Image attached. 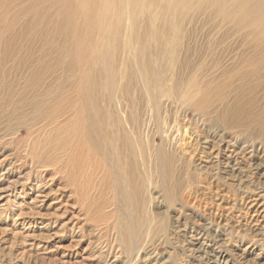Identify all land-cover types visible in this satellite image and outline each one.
Instances as JSON below:
<instances>
[{
    "label": "rangeland",
    "instance_id": "1",
    "mask_svg": "<svg viewBox=\"0 0 264 264\" xmlns=\"http://www.w3.org/2000/svg\"><path fill=\"white\" fill-rule=\"evenodd\" d=\"M5 4L12 7L8 13L2 9V5ZM254 4H256L254 1L248 2V5ZM62 8L60 0L55 2L54 0H0V31L4 33L0 48L5 47L1 45L8 43L14 46L18 54L27 58L28 63L33 61L32 65L26 66L21 73L12 70L18 64L17 58L9 59L10 61L5 64L7 69L3 72L0 70V162L2 161L0 163V264H264V229H262L264 218H259V224L249 222L258 206L260 209L264 208V180L260 185L250 176L247 164L241 163L243 159L240 161L241 156L234 155L229 158L230 162L227 165L226 157L231 150H227L226 145H222V154L215 158V155H210L209 151L205 150L201 156L203 142L192 141L191 152H199L195 155L196 162L192 163L185 155L175 150L180 148L176 142L183 137L181 132L178 133L173 129L176 138L174 141L173 138L171 140L162 138L165 128L178 124L179 121H176L178 117L184 116L187 120L198 118L210 120L214 117L215 120L218 116H222L224 120L218 123L215 121V125L237 136L240 145L246 144L250 134L248 130L228 127L233 115L238 121L247 116L245 114L247 111L240 107L245 85H242L243 81L238 80L233 87L239 84L242 86L235 93H230L232 86L225 85L237 77L234 76L235 73L246 77L247 84H255V78L250 75L253 67L249 66V63L258 64L264 61V42H262L264 16L255 15L253 25L239 28L231 22L224 21L222 15L215 14L208 8L206 14L190 15L183 27L185 39L182 47L188 50L189 54L187 68L199 60L198 56L202 52H208L207 55L201 56L200 65L197 66L201 70L204 68L208 71L204 82H213L211 88L213 93L210 101L206 103L207 107L204 104V110H198L191 102H186L180 97L165 98L161 96V91L157 92L155 101L160 100L158 107L160 116L151 119L150 129L157 133L155 147L161 157V167L154 170L153 174H147V177L140 175L143 182L139 185L140 189H131L133 185L127 178L123 158L117 153L118 147L115 145L117 140L110 138L107 140L102 138V135L97 152L83 139L87 153L77 151V155L81 158L75 159L85 168L82 171V182L80 181V185L75 187L71 181L65 184L62 175L53 172L54 167H59L57 160L44 162V165L49 167L42 168L27 155V149L22 145L35 143L45 151L56 149L59 157L66 149L62 146H66L64 142L67 140L68 127H63L69 124L68 118L71 119V115L77 111L78 117L81 118L80 126L86 127L85 111L81 110L83 105L77 106L72 114L70 112L66 114L65 111L60 112L59 105L48 110L46 107L38 108L37 104L26 107L16 104L18 97L30 93L35 66L40 65L39 56L44 53L48 56L47 60L56 66L55 71L50 73L40 86L42 89L47 87L43 92L44 100L51 104L54 101L62 104V99L67 95L64 86L69 84V80L72 81L75 77L81 78L79 70L82 74L91 71L97 85L106 84L105 90L100 93L105 108L113 112L114 98L117 95V88L114 87L117 85V80L112 46L109 45L114 35L115 20L108 22L109 26L105 29L100 14L96 19L98 28L89 32L86 29L82 6L77 7L69 19L63 15ZM10 13L17 17L12 32L6 31L5 28L10 21ZM152 23V20L148 19L149 29ZM62 28L65 33L61 31ZM257 39L261 42L259 43ZM152 40L150 38L146 43L151 52L156 46V42ZM82 49L86 53L83 63L69 58V51L78 53ZM151 58V63L158 66L156 57L151 54ZM121 59H124V55ZM173 67L172 64L165 63L164 71H174ZM8 85L11 87L9 88ZM168 85L169 82H165L163 88L166 89ZM38 89L39 86L35 85L34 94L39 93ZM256 92L249 94L251 102L246 107L252 113L257 112L259 106L263 108L257 101L260 96H256ZM215 93L217 99L214 98ZM73 95H76V92L71 96ZM142 95L145 102L143 108L150 116L154 107L149 101L150 98L145 94ZM248 96L244 97L245 100L249 98ZM209 102L214 106L210 107ZM15 105L18 107L15 108ZM112 116L113 114L105 120L107 123L102 133L106 134L105 136L120 135L123 129L126 130V126L118 123L116 119L119 125L113 124ZM246 122L245 119L244 123ZM253 127L257 128L256 125ZM15 139L22 144H16ZM45 139L47 141L42 142ZM73 139L78 142L75 137ZM127 143L129 145L127 144L126 152L130 153L131 157L133 155L132 159L139 165L140 157L136 150V142L133 138H127ZM75 145L76 143L72 144V148ZM150 150L148 149L145 155L147 161L152 163L154 155ZM236 160L239 162L236 163ZM96 162L101 169L92 175L91 167L95 166ZM51 164L55 166H50ZM138 172L133 170L136 175ZM54 174L53 181H50ZM206 182L211 184L210 190L205 187ZM160 184L161 186H158ZM38 186L40 190H37ZM72 188L76 190L75 193ZM245 189L253 191L251 196L256 200L248 220L236 219L241 210L235 208L223 211L224 218L219 227L216 223H212L213 218L209 214L216 211L217 205L222 203L223 206H232L230 203H236ZM143 198H146V201ZM193 201L201 203L193 206ZM199 205L200 208L197 209ZM199 219L212 224L213 227H209L210 231L199 228ZM256 226L262 231L256 230ZM123 230L126 232L124 233Z\"/></svg>",
    "mask_w": 264,
    "mask_h": 264
},
{
    "label": "bare ground",
    "instance_id": "2",
    "mask_svg": "<svg viewBox=\"0 0 264 264\" xmlns=\"http://www.w3.org/2000/svg\"><path fill=\"white\" fill-rule=\"evenodd\" d=\"M250 1H254L256 2V4L252 6L248 5V2ZM60 2L63 5V8H62L63 15H66L67 19H69L70 16L73 15L77 7L82 6L83 8L82 13L84 14V18L86 21V29L89 32H93V30H96L98 28L97 25L99 24L96 23V19L99 18V17L97 18V16L100 14H101L100 16L103 18V22H104L103 27L105 29H107L109 26L108 22H110L111 20L112 21L115 20L114 22L115 28L113 32L114 35L109 45V47L112 46L111 47L112 56L114 55L113 61H115V66H114L115 67V77L117 80L116 81L117 85L116 87H114V88H117V95L114 98L115 103L113 105L115 106L113 108V112L110 109L105 108L104 106L105 104L103 105V98L100 92H102L106 84L102 83L100 85L99 83L97 85L95 82L96 80L93 79L94 74H91V71H89L88 73L82 74L81 70H79L81 73V78L75 77V79H73L72 81L69 80V84L64 86V88L66 89L67 95L65 99H62V104H59L56 101H54V103L51 104L50 102L44 100L43 92L46 91L47 87L42 89L40 88V86L46 80L47 76L50 73L55 71V67H56L55 65H52L47 60L48 56L44 53L42 55L40 54L39 56L40 65L35 66V69H34L35 71L32 75L33 85L30 87V90H31L30 93L27 96L25 95V96L18 97V100L16 102V104L22 107L32 106V105L37 104L38 108L46 107V109L48 110H51L56 105H59L60 112L65 111L66 114L69 112L72 114L74 111H76L75 108L77 106H79L80 104L83 105V107H81V110L85 111L86 127L84 125L83 127L80 126L79 122L81 118L78 117L79 113H77V111L76 113L71 115L72 116L71 119L70 117L68 118L69 124L63 127V128L68 127V130H67L68 132L66 133L67 140L64 142L66 146H62V147H65L66 149L62 151L59 157L56 154V149L45 151L37 147L35 143L22 145L23 147L27 149L26 150L27 155L31 159H33V161L37 165H39L42 168L49 167V165L45 166L44 162L48 163V160L51 161V159L57 160L59 167H54L53 172H57L58 174H61L62 178L65 179V184H68L71 181L73 182V185L75 187L80 185V181L82 182V177H81L82 171L85 168L78 160L75 159L76 157H80L79 155H77V151L82 152V153L83 152L87 153L83 145V139H85L89 144H91V146L97 152H98V148L100 145L102 135H103L102 138H106L107 140L109 138L117 140L115 144L118 147L117 153L122 156L121 158H123L124 168L125 170H127L126 172L128 176L127 178H129L131 185H133L131 189H137L139 188L140 183L141 184L143 183L141 182L140 175H142L143 177H147V174L151 175L154 173V170L156 171L158 170V167L159 168L161 167V157L158 153L159 151L157 152V149L155 147L156 146L155 136H157L156 135L157 133L153 132L150 129L151 119L154 116L155 117L160 116V110L158 108L160 105L159 104L160 100L158 102L155 101L157 92L161 91V96L165 98H172V96L180 97L186 102H191L193 106L195 107V109H198V110L200 109L203 111L204 108L207 107L206 103L210 101L212 93H213L211 90L213 82L211 83L209 81L205 83L204 78L208 76L207 75L208 71H206L204 68L203 70H201L197 68V66L200 65V62H201L200 60L202 58L201 56L207 55L208 52H202L198 56L199 60H196L194 65H190V67L187 68L186 63L189 62L188 60L189 54H188V50H185V48L182 47L183 46L182 42L185 39V36L183 33V27L186 21L189 19L190 15L195 14V13L203 15V13L207 11L206 8H208L210 9L211 12L213 13L215 12V14L222 15L224 21L231 22L239 28H244L247 25L249 26L253 25L255 15L264 16V0H60ZM76 5L77 7L75 8ZM2 9H4V12L8 13L12 9V7L5 4V5H2ZM148 19L149 20L151 19L153 22L152 23L153 25L151 26L150 29L148 27ZM16 21H17V17L11 14L10 21L5 26V28H7L6 31L12 32L15 29ZM101 26H102V22H101ZM61 31L63 33L66 32L63 28L61 29ZM3 34L4 33L0 31V43L2 40ZM262 35H263L262 42H264V34ZM150 38L153 39L152 41L156 42L155 49H153L154 52L152 51L153 53L151 52V49L149 48V46H147L146 44ZM254 38H256V36H254ZM258 39L257 41L260 43L261 40H258ZM1 46H5V47L0 48V70L2 72L7 69L5 64L10 61L9 59L17 58L18 64L17 66L12 68V70H15L14 72L21 73V71L23 72L26 66L30 67L32 65L33 61L28 63V59L24 58V56H21L20 53L18 54L14 46L8 43H5ZM85 54L86 53L84 49H82L78 53L69 51V58L71 60H77V62L80 61L83 63L84 62L83 58ZM151 54L156 57L157 59L156 62L158 63V66H154L151 63V59H152ZM123 55H124V59L122 60L121 58ZM260 62H258L259 65L255 64L254 62H253L254 64L252 62L249 63V66L253 67L250 75L255 78L254 85L247 84V82L245 81L246 77L240 76V74L238 73L234 74V76H237V77H234V80H231L227 85H225V86H228V85L232 86L230 93L237 92L241 88L240 86H242L243 84L245 85L243 99L240 100V104H241L240 107L242 108V110L247 111L245 113L247 116L244 117L243 120L238 121L235 119V115H233L232 117L233 119L229 121L228 127L231 129H234L235 127L237 128L241 127L242 129L245 128L246 130H248L250 134H248L249 137L247 138L246 144L240 145V141L237 138V136L231 135L230 133H227L226 131L221 130L218 126L215 125V121H217L218 123V121L224 120L222 116H218V118H215V120H214V117L213 119H210V120H205L201 118H198L196 120H187L184 118V116H182L181 118L178 117L176 120V121H179L178 124L176 126L171 125V127L165 128L164 135L162 136V138L164 137V139L166 138V140H171L173 138V141H174L176 138L174 136L173 129H175V131H177L178 133L181 132L183 137L176 142L180 145V148L179 147L175 148V150L185 155L186 158H188L189 161H191L192 163L196 162L197 158L195 155L198 152V151L191 152L190 144L193 143L192 141H195V142L202 141L203 142L202 143L203 147L201 149L202 151L200 153L201 156L203 155L204 150H205V151H209L210 155H215L214 156L215 158H218L222 154L221 153L222 147H223L222 145H226L225 148L227 150H231L228 157H226L227 159L226 164L229 165V162H230L229 158L234 157V155L235 157L241 156L240 161H242L243 159V162L241 163L247 164V168L249 170L250 176H252V178L255 179L261 185L264 180V61H262V63ZM103 63H104V60H103ZM165 63H169V65L172 64L174 66L173 67L174 71H170V72H168V70L167 72L164 71ZM68 67L71 68V66H68ZM112 70L114 69L112 68ZM65 71L67 73H70V71L67 69H65ZM7 72H9V70ZM238 80L243 81L242 85L239 84L238 86L233 87V84L238 83ZM29 82H31V78H29ZM165 82L167 83L169 82V85L167 86L166 89L163 88V84H165ZM35 85L39 86V89H38L39 93L34 94ZM8 86L9 88L11 87V85H8ZM73 92H76V95L71 96ZM254 92H256V96H260L257 98V101L260 102L263 108L261 109V107L259 106V109L257 110V112L255 111L254 113H252V111L247 109L246 107H248L249 102H251V98H250L251 96L249 94H253ZM142 94H145L146 96L150 98L149 101L154 107L153 109H151L152 113L150 114V116L146 114L143 108L145 105V102H144V98ZM245 96H248L249 98L245 100L244 98ZM215 97H216V93L214 95V98ZM108 100L110 101V99ZM204 104H205V107H204ZM18 105H15V108L18 107ZM213 106L211 102L210 107H213ZM112 114H113L112 117H114L113 124L122 123L126 126V130L123 129L120 135L114 134L113 136L112 135L105 136L106 134L105 135L102 134L103 131H105L104 130L105 123H107V121L105 120ZM115 119L118 123L115 121ZM245 119L247 120L246 123H244ZM254 125L257 126L256 129H254L253 127ZM206 131H209V132H206ZM61 132H62V129H61ZM74 137L77 139L78 142L74 141L73 139ZM127 138H133L134 141L136 142V145H137L136 150H138L137 153L139 154V157H140L139 165H137L135 163V160L132 159L133 155L131 157L129 156L130 153L128 154V152H126L128 149L127 148V144H128ZM46 141L47 139H45L42 142H46ZM14 142L16 144H22V142L16 139ZM108 142L110 143V141ZM10 143L13 144V142H10ZM74 143H76V145L75 147L72 148V144ZM148 149H151L150 152L153 153L154 155L153 156L154 159H152V163L147 161L148 159L146 158L147 156L145 155ZM61 155L63 157H61ZM237 162L239 161L236 160V163ZM50 166H55V165L51 164ZM117 166L119 165L117 164ZM92 167H91L92 175H95L94 173L95 172L98 173L101 169L100 165L97 162H96V165ZM133 170L139 171L137 175L133 173ZM149 170H150V173H149ZM112 171L111 173H113ZM164 174L165 173H163V175ZM54 176L55 174L52 176L50 181H53ZM155 180L156 179H154V181ZM158 186H161V184ZM168 186L169 185H167V187ZM39 187L40 186H38L37 190H40ZM187 187L185 189H187ZM205 187H207V190H210L212 188L211 184L210 183L207 184V182L205 183ZM72 191L74 193L76 192V190L73 188H72ZM140 192L141 191H139V194H141ZM252 192L253 191H250L249 189H245L244 191H242L240 199L236 203H230L232 204V206H229L227 204H226L227 206H223L222 203L217 205L218 208L216 209V211L215 212L212 211L209 214V216L213 218L212 223H216V225L219 227L221 225V221L224 218L223 211H230V210H234L235 208H239L241 210V212L239 213V216H237L236 219L240 221L242 219H245L247 221L251 213V209L255 207L254 203H256L255 202L256 200L252 199L251 195L254 193ZM129 195L128 197H131ZM132 196L134 195L132 194ZM142 196L140 198H142ZM143 199H145L146 201V198H143ZM141 201L139 203V206L141 204ZM197 203L200 204L201 202L193 201V206H196ZM145 205H148V204H145ZM111 206H113V204ZM196 208L199 209L200 205ZM124 210L126 211V207ZM131 210H132V207H131ZM112 211L113 210H111V212ZM126 216H128V214ZM260 217L264 218V208L260 209V206H258L254 210L253 215L250 217L249 222L253 221V222H257L256 224H259ZM133 218H134V215H133ZM148 220H149V217H148ZM114 221L116 222V219ZM119 222H122V220ZM151 222H152V219H151ZM198 226L200 229L205 230V231H210V228L213 227L211 223H206L204 219L198 220ZM262 229H264V227H262ZM262 229H259V227L256 226V230L262 231ZM137 254H140V253H137Z\"/></svg>",
    "mask_w": 264,
    "mask_h": 264
}]
</instances>
